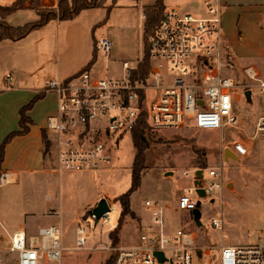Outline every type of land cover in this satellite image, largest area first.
Returning <instances> with one entry per match:
<instances>
[{"label":"rangeland","instance_id":"374dc122","mask_svg":"<svg viewBox=\"0 0 264 264\" xmlns=\"http://www.w3.org/2000/svg\"><path fill=\"white\" fill-rule=\"evenodd\" d=\"M176 1L167 0V8H176L184 13L176 7ZM149 13L147 9L135 13L130 26L121 33L123 39L111 33L116 44L108 56V77L124 79L127 76L122 68L123 63L129 62L131 67H135L142 61ZM249 15L245 10H239L238 14L233 15L222 14V31L226 37L222 49V59L227 64L225 73L238 84L233 96L237 117L235 125L220 130H151L148 127L145 132L148 142L145 151L146 168L140 187L131 195V208L134 212L149 219L145 201L160 202L165 210L166 232L185 228L194 234L197 247L207 251L218 249L221 245L264 244V131L259 126L264 118V93L258 82L249 80L246 75V70L253 68L264 82V18L255 13ZM8 75L12 73L5 75L6 80ZM6 80L0 86V174L7 169L10 173L19 174L20 179L19 184L0 185V202L5 201L2 202L4 208L21 217V221L23 217H29L33 229L59 225L63 232L62 264H107L114 256L113 249L137 245L145 229L142 223L139 224L140 220L130 216L122 221L121 239L119 232L115 235L119 242L114 244L113 234L121 223L122 210L121 204L113 199L108 200L111 210L110 222L106 225H96L88 214L90 209L82 217L77 214L80 205L74 197L73 186L67 184L63 188L65 193L60 201L57 197L58 180L46 184L39 172L43 164V147H35L27 154L25 152L27 146L38 144V140H20V145L10 150L9 165H4L6 148L16 137L10 141L7 139L20 127L21 110L36 101L32 108V125L41 130L46 127L48 116L56 109V97L53 94L43 97L34 93H21L15 90L18 88L15 84L14 90H9ZM248 90L252 91L251 102L246 97ZM20 102L23 105L15 113L14 107ZM6 130L11 131L4 136ZM46 134L52 137L49 132ZM237 142H243L249 147L247 156L239 157L232 151ZM227 149L239 160L231 156L225 159L224 152ZM135 154L130 134L124 137L119 146L113 148V158L117 159L116 170L99 177V185H103L105 191L112 188V191L107 190L110 196L115 192L120 195L131 188L130 170ZM44 155L47 159L49 153ZM18 160H22L20 165ZM200 169L204 170V183L220 182L221 189L215 192L212 199L202 197V225L198 226L192 213L176 211L175 206L184 188L193 187V173ZM209 169L217 170L220 176L209 177ZM31 170L34 172L30 173ZM214 219L221 221L220 228L211 226ZM80 225L84 226L87 235L86 245L81 249L76 246V229ZM5 246L9 247V244ZM12 257L13 254L3 255V262L12 263ZM194 264L212 263L208 256H204L195 260Z\"/></svg>","mask_w":264,"mask_h":264},{"label":"built area","instance_id":"2783aa9c","mask_svg":"<svg viewBox=\"0 0 264 264\" xmlns=\"http://www.w3.org/2000/svg\"><path fill=\"white\" fill-rule=\"evenodd\" d=\"M203 7L204 17L176 9L162 12L159 22L145 38L149 72L144 77L134 78L139 64L131 67L129 62H124L122 68L127 76L124 79L97 77L90 69H84L68 80L44 81L42 93L57 97L56 111L47 118L44 130L52 135L48 140L58 172L81 173L110 164L113 148L127 134L132 136L144 114L151 130H220L235 125L233 96L238 84L225 73L227 64L222 59V7L219 0H204ZM95 47L99 55L108 58L113 42L102 37ZM246 75L258 82L264 93V82L256 71L250 68ZM6 81L11 84L12 75ZM259 126L264 131V118ZM232 151L245 157L249 147L237 142ZM12 175L1 174L0 185L15 183L17 179ZM208 175L220 176L214 169H209ZM202 189L212 199L220 191L221 183L207 185L203 181ZM202 199L193 185L179 196L177 208L193 213ZM144 204L150 214L149 226L139 236L137 245L113 249V264H160L156 252L164 253L166 260L162 264H194L204 256L212 264H264L263 243L221 245L207 251L197 247L194 234L185 228L166 232L160 202L146 200ZM90 217L96 225L110 222V212L98 222L95 215ZM211 226L220 228L221 221L214 219ZM76 234V246L81 249L87 241L83 225L77 227ZM8 253L14 255L10 264H62V228L53 224L29 236L16 231L11 235Z\"/></svg>","mask_w":264,"mask_h":264},{"label":"crops","instance_id":"0c3cea01","mask_svg":"<svg viewBox=\"0 0 264 264\" xmlns=\"http://www.w3.org/2000/svg\"><path fill=\"white\" fill-rule=\"evenodd\" d=\"M16 1L17 0H0V6H12ZM156 1L157 0H104V5L102 7L86 9L73 20H52L47 25L33 31L21 40L12 41L6 39L0 41V86L6 79L5 75L12 73L13 81L9 84L10 87H7L9 90H14L13 85L15 84L18 85V88L15 90L21 93H34L42 95L43 97L46 96L47 94L42 93L44 81L46 79L68 80L79 74L86 69L92 60L96 41L98 39L102 37L110 38L113 42L114 49L116 41L111 37V33L120 35V38L123 39L121 33L130 26L134 14L138 13L140 10L145 11L147 9V11H151L155 6ZM39 2L43 8L55 9L58 6V0H39ZM219 2L222 7V14L224 15L227 13L232 15L238 14L239 10H245L248 11L250 14L249 16H252V14L255 13L258 17L264 18V0H219ZM30 3L31 0L27 2L24 8L8 16L5 19L6 23L12 27H21L28 23L39 21L37 11L29 7ZM203 3L204 0H177L175 5L184 12V14L204 17L205 10ZM163 4L165 9H168L167 0H163ZM143 18L146 17L143 15ZM223 36L225 40L226 37L224 34ZM109 63L110 61L108 58L98 54L97 62L90 68V70L97 77L108 76ZM22 105L23 104L20 102L18 106L14 107V112L18 113V109ZM55 111L52 114H54ZM32 113L33 110L31 109L26 114L31 120ZM10 131L11 130H6L4 136ZM18 131H20V127L18 128ZM44 131L43 128L41 130L35 129V127L30 124L28 134L16 137L7 146L4 165H9L8 155L10 150L18 147L20 145V140H22L21 142H25L26 140L34 138L38 140V144L34 143L31 147L27 146L25 148L26 154L28 151H32L35 147H43V164L39 170L43 176V180L46 184L53 183L54 179L58 180L59 186L57 197H59L60 201H62L65 193L63 188H65L67 184L73 186L74 197L80 205L77 209V214L80 217H82L89 209H93L103 198L107 201H112L113 199L117 202L116 199L124 193L118 195L119 192H115L110 196V192L107 190L109 189V191H112V188L111 190L108 188L105 191L103 185H101L102 188L99 185L100 176L108 172L112 173L116 170V158H113V161L110 164L94 171H85L81 173L58 172L55 167L56 157L52 146L47 152L49 153L48 158H45L44 154L46 153V148L43 140ZM18 162L20 165L22 160H18ZM33 172L34 171L32 170L30 171V173ZM3 173L10 172L5 169L4 172H1V174ZM11 174L17 179L15 183L11 184H19V174L14 172ZM2 202L5 203V201L1 200L0 202V264H10L3 262L2 256L10 255L8 253L9 247H6L5 244L10 245L12 233L16 231H24L28 236L35 235L38 230L43 227L33 229L29 217H23V220L21 221V217L8 212L7 209L4 208L5 204L3 206ZM175 210L181 211L177 208V202ZM132 212L134 211L132 210ZM61 214L62 212H60L59 215L61 216ZM134 214L136 218L140 220V222H137H139V224L142 223L144 229L149 226L150 218H145L136 212H134ZM121 232L122 230L120 231V239Z\"/></svg>","mask_w":264,"mask_h":264},{"label":"trees","instance_id":"16d2710c","mask_svg":"<svg viewBox=\"0 0 264 264\" xmlns=\"http://www.w3.org/2000/svg\"><path fill=\"white\" fill-rule=\"evenodd\" d=\"M30 0H17L12 6H0V41L2 40H12L18 41L33 31L47 25L52 20H60V21H68L76 18L82 11L91 8H99L104 5V0H59L58 6L55 9L51 8H43L39 2V0H31L30 8L35 9L39 15V21L28 23L21 27H12L8 25L5 19L11 14L17 12L18 10L24 8V6ZM165 10L163 0H157L154 8L150 11L145 31V38L147 34L153 29V27L159 22L162 12ZM98 58V53L95 47V51L93 53L92 60L86 67V69H90L96 62ZM149 72V58L147 55V50L145 49V54L142 61L139 63V67L134 73V78L137 79L139 77H144ZM40 97L37 99L39 100ZM25 106L20 112V131L12 133L8 137V141L17 136H23L29 133V125L32 124V120L26 115L28 111L33 108V104ZM148 129V125L146 123V115H142L139 119L138 126L132 133L133 144L136 149V154L131 170V188L120 195L116 201L121 204L122 207V218L121 223L115 229V233L113 234V242L117 244L119 242L118 237L115 235L119 234L121 231V224L125 217L130 216L133 219L136 218L134 212L131 210L130 206V198L133 192H135L141 185L142 174L145 170V151L148 147V142L145 137V132ZM44 145L46 148V153L51 148V142L48 140V136L44 131L43 134ZM3 155V153H2ZM2 162V156L0 158V163ZM114 256L108 260L107 264H113Z\"/></svg>","mask_w":264,"mask_h":264},{"label":"water","instance_id":"95a60500","mask_svg":"<svg viewBox=\"0 0 264 264\" xmlns=\"http://www.w3.org/2000/svg\"><path fill=\"white\" fill-rule=\"evenodd\" d=\"M246 97H247V100L249 102L252 101V91L251 90H248L246 92ZM228 156H231L234 159L239 160V158L237 156H235L229 149L225 150V152H224V158L227 159ZM203 181H204V170L200 169V170L196 171V173L194 175V187L196 188V191H197L199 196L206 197V192L202 189ZM201 205H202V202L199 201L198 205H197V209L194 210L192 213L193 218H194V222L198 226L202 225V222H201L202 212L200 210ZM110 210H111V208H110L109 202L105 198H103L97 203V205L93 209H91L88 212V214L89 215H95L96 222H98L102 218V216L104 214L110 212ZM156 256L158 257L160 264H162L166 260L164 253H162V252H156Z\"/></svg>","mask_w":264,"mask_h":264},{"label":"bare ground","instance_id":"6f19581e","mask_svg":"<svg viewBox=\"0 0 264 264\" xmlns=\"http://www.w3.org/2000/svg\"><path fill=\"white\" fill-rule=\"evenodd\" d=\"M13 179L15 178L14 175L11 176Z\"/></svg>","mask_w":264,"mask_h":264}]
</instances>
